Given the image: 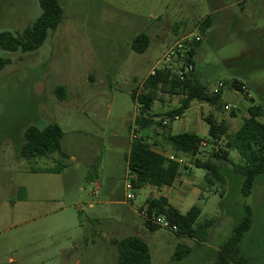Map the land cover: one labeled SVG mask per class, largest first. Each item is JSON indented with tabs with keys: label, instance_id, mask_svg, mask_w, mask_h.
I'll list each match as a JSON object with an SVG mask.
<instances>
[{
	"label": "rangeland",
	"instance_id": "obj_1",
	"mask_svg": "<svg viewBox=\"0 0 264 264\" xmlns=\"http://www.w3.org/2000/svg\"><path fill=\"white\" fill-rule=\"evenodd\" d=\"M238 2L59 0L63 21L39 49H0V57L9 60L0 70V264H119L118 244L134 235L148 245L151 264H214L217 250L242 221L244 205L254 214L241 246L244 264H264V174L243 197L235 151H229L231 161L219 163L223 180L213 184L205 179L206 169L184 158L192 172L184 184L192 193L183 196L180 210L200 207L198 223L217 219L209 240L188 258L177 260L175 253L184 254L191 239L172 228L152 231L141 216L150 188L135 189V199L126 200L131 192L127 155L140 114L132 90L141 92L144 80L164 65V54L183 36L204 35L194 69L211 90L224 84L223 103L195 101L181 117L169 118L165 114L180 106L183 96L163 93L153 110L160 123L169 124L150 130L151 142L173 153L165 142L168 133L209 139L206 118L212 116L232 135L250 106L264 110V0H249L245 8ZM40 14L38 0H0V32L22 34ZM210 17L211 25L200 29ZM141 36L146 45L138 52L133 45ZM233 79L248 86L251 98L231 87ZM58 87H64V99L56 94ZM227 104L238 110L237 117ZM49 124L63 131L61 149L33 161L21 157L27 129ZM226 144L224 137L213 148ZM211 154L208 146L198 158ZM58 166L63 167L59 173L45 171Z\"/></svg>",
	"mask_w": 264,
	"mask_h": 264
},
{
	"label": "trees",
	"instance_id": "obj_2",
	"mask_svg": "<svg viewBox=\"0 0 264 264\" xmlns=\"http://www.w3.org/2000/svg\"><path fill=\"white\" fill-rule=\"evenodd\" d=\"M248 1H241L242 8ZM38 2L41 14L22 34L13 35L10 32H0V49L10 52H33L43 45L51 31L58 28L64 17V10L59 0H38ZM211 21V17L206 18L201 28L210 26ZM146 39V36L139 37L133 48L138 52L143 51ZM200 44L201 41L190 46L183 63H178L173 68L158 70L155 75H149L141 86V92H138V87L132 90V99L140 107L134 130L138 138L131 142L127 155V164L134 177L132 182L135 189L147 185L159 189L171 187L180 176L178 162L169 159L162 152L163 150H160L163 146L156 140L151 142L149 138L150 130L162 126V123L158 121L160 115L154 112L153 106L163 93L183 96L181 105L165 114L169 118L181 117L195 101L216 107H220L223 103V89L219 93H214V90L201 82L194 70L186 75L184 80L179 78L178 72L184 70L187 64H196L195 56ZM8 63V59L0 57V70L4 69ZM230 84L235 89H241L237 79H233ZM56 94L60 99H64V87L56 88ZM230 111L234 117L237 116L235 108ZM248 112L249 116L243 118L242 125L232 135L227 134L228 129L224 123H218L212 116H208L206 121L210 124L209 139L199 138L192 132H182L166 134L165 142L172 148L173 156L186 159L189 157L193 160L194 166L206 169L205 179L209 184H213L216 179L223 180L219 163L231 161L229 151H235L241 161L233 164L234 170L243 175L242 196L247 198L251 195L257 179L264 174V121H262L264 110L261 105L253 104ZM142 133L144 136L141 135ZM62 137L63 131L58 124H49L42 128L30 127L25 133V143L21 147L20 156L28 161L49 157L61 149ZM224 137L227 140L226 147H218L217 150L213 148V146H219ZM203 141H208L212 145V154L207 160L198 158ZM62 168L58 166L45 171L59 173ZM187 169L191 173V168ZM146 204L150 210H155L159 216L165 217L170 227L179 235L195 239L199 243L209 240V229L217 222V219L213 218L198 223L202 213L200 207L193 206L188 212L182 213L164 196L148 199ZM253 223V209L249 205H244L242 221L233 228L229 239L220 246L214 264H244L245 259L242 256L241 246ZM147 226L152 231L160 228L159 225L149 221H147ZM118 247L119 264H151L149 247L139 236L125 238L118 244ZM190 251L188 246L185 247L184 254L176 250L175 258L184 259Z\"/></svg>",
	"mask_w": 264,
	"mask_h": 264
},
{
	"label": "built area",
	"instance_id": "obj_3",
	"mask_svg": "<svg viewBox=\"0 0 264 264\" xmlns=\"http://www.w3.org/2000/svg\"><path fill=\"white\" fill-rule=\"evenodd\" d=\"M203 39V37L201 36V34H190L184 38H181L179 39L177 42H175V44H173L168 50L167 52L164 54L163 56V66L159 69H154L152 72H151V75H155L156 72L158 70H164L166 68H173L174 66H177L178 63H183L184 59H185V54L187 52V50L190 48V46L195 43V42H199ZM194 70V65L193 64H187V66H185V69L184 70H180L178 72V75H179V78L181 80H184L185 79V76L188 75L190 72H192ZM238 83L240 84L241 86V89L238 90V89H235L233 88L236 92H240L244 95H247L249 98H251V96L249 95V89H248V86L242 82V81H239L237 80ZM224 88V84L223 83H220L218 85V87L214 90V93H219V91L221 89ZM225 109L226 110H231L232 109V105L231 104H227L225 106ZM169 122L167 120H163L162 121V126L163 127H166L168 126ZM134 138H138L137 135H134ZM208 146H212L210 144V142L208 141H203L201 143V148L205 149L206 147ZM216 150L218 148H215ZM169 159L171 160H174V161H177L179 166H180V172L181 170H183L186 174H189V170L187 168H191V164L186 160L184 159L183 157H175L173 156L172 154L170 155H166ZM133 175L131 174V180L129 182H127L126 184V188L131 191L129 192L127 195H126V200L129 202V201H132L135 199V193H134V185H133V182H132V179H133ZM141 216L146 220V221H149V222H152V223H155L159 226H162V227H165V228H171L170 225H169V222L166 220L165 217L163 216H159L155 210H150L148 205L146 204L142 209H141Z\"/></svg>",
	"mask_w": 264,
	"mask_h": 264
},
{
	"label": "crops",
	"instance_id": "obj_4",
	"mask_svg": "<svg viewBox=\"0 0 264 264\" xmlns=\"http://www.w3.org/2000/svg\"><path fill=\"white\" fill-rule=\"evenodd\" d=\"M241 1L242 0H239V2H238V4L240 5V3H241ZM245 8V7H244ZM200 29H202L201 28V26L199 27ZM184 34V33H183ZM189 34H187V35H185V36H183L182 38H184V37H186V36H188ZM176 36H178V35H176ZM201 36L203 37V39H204V35H202L201 34ZM203 39L201 40V43H202V41H203ZM200 46H201V44H200ZM198 47V49H197V53H196V56H195V59H196V57H197V54H198V52L200 51V49H201V47ZM170 48V47H169ZM195 63H196V61H195ZM194 72L197 74V72H196V70L194 69ZM194 104V102L192 103V105ZM192 105H191V107H192ZM190 107V108H191ZM189 108V109H190ZM188 109V110H189ZM187 110V111H188ZM237 110V109H236ZM238 111V110H237ZM235 117H237V116H235ZM243 118H245V117H243ZM243 123V122H242ZM242 125V124H241ZM150 132V131H149ZM148 132V133H149ZM193 133V132H192ZM163 146V148L162 149H160V150H163L162 152L165 154V155H170V154H172V153H169L168 152V149H167V147L165 146V145H162ZM183 173V172H182ZM181 172H180V176H179V178L176 180V182L174 183V185L173 186H171V187H164V188H161V189H159V188H156V187H153V186H151V185H147V186H144V187H148V188H150V196H149V198L148 199H151V198H158V197H160V196H164V197H166L168 200H169V203L171 204V205H173L175 208H177V209H179L180 210V208H181V206H183V204H184V198H183V196L186 194V195H191V193H192V189L191 188H189V186H187V185H185L184 184V181H186L185 180V178L186 177H188V176H191V174H192V172L191 173H189V174H186L185 172H184V174H182ZM143 187V188H144ZM162 190H167L166 191V193H167V195H158V194H160V192L162 191ZM156 194V195H155ZM186 198V197H185ZM148 199H147V201H148ZM147 201L145 202V204L147 203ZM94 204H91V206H93ZM181 211V210H180ZM182 212V211H181ZM184 238H187V239H191V241H192V243L193 244H191V245H187L190 249H191V251H190V253L185 257V258H188V257H190L192 254H194V252L196 251V250H198V247H201L202 246V244L201 243H199L197 240H195V239H192V238H189V237H186V236H183ZM218 251V250H217ZM184 258V259H185Z\"/></svg>",
	"mask_w": 264,
	"mask_h": 264
}]
</instances>
